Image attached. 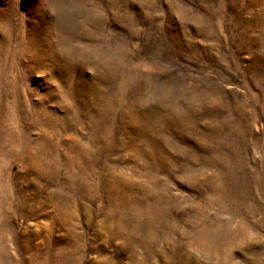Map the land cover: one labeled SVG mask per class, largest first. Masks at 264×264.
Segmentation results:
<instances>
[{
  "label": "rangeland",
  "instance_id": "obj_1",
  "mask_svg": "<svg viewBox=\"0 0 264 264\" xmlns=\"http://www.w3.org/2000/svg\"><path fill=\"white\" fill-rule=\"evenodd\" d=\"M0 264H264V0H0Z\"/></svg>",
  "mask_w": 264,
  "mask_h": 264
}]
</instances>
